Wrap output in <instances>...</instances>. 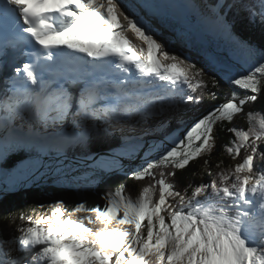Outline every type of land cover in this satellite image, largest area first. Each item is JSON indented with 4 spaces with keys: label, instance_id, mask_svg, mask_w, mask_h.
Returning <instances> with one entry per match:
<instances>
[{
    "label": "snow or ice",
    "instance_id": "1",
    "mask_svg": "<svg viewBox=\"0 0 264 264\" xmlns=\"http://www.w3.org/2000/svg\"><path fill=\"white\" fill-rule=\"evenodd\" d=\"M169 7L158 0H0V70L9 56L25 60L0 91V161L24 156L5 191L40 187L50 175L54 185L71 186L85 161L93 170L128 175L121 158L135 159L141 149L130 178L150 181L135 196L123 184L105 192L103 207L89 209L81 200L69 212L56 199L38 205L47 215L9 213L10 222H21L19 235L0 239V264H264V114L245 111L264 95V46L236 31L241 11L249 24L264 27V0L183 6L181 36L210 35L228 45V56L201 51L232 88L190 125L183 114L206 91L216 99L211 89L221 81L209 82L171 40L156 39L162 33L141 15L163 17ZM241 116L247 128L233 124ZM173 117L178 128L168 132ZM150 120L156 123L136 134ZM226 122L232 139L223 149L238 162L217 164L208 182L177 190L176 170L210 155ZM117 133V147L91 151L94 140ZM76 152L77 166L65 164Z\"/></svg>",
    "mask_w": 264,
    "mask_h": 264
},
{
    "label": "trees",
    "instance_id": "2",
    "mask_svg": "<svg viewBox=\"0 0 264 264\" xmlns=\"http://www.w3.org/2000/svg\"><path fill=\"white\" fill-rule=\"evenodd\" d=\"M232 14H230L231 17ZM248 13L241 11L238 17V23L236 25V31L244 38L247 39V35L251 37L260 38L264 46V27L259 24L252 25L247 21ZM242 24L245 31L242 30ZM199 67V65H197ZM200 68V67H199ZM205 79L211 81L212 77L221 81V87L219 89H211V84L209 83V88L217 93V98L213 99L208 92H205L204 100L199 105L189 106L190 110L187 111L183 117V120L188 124L192 119L197 118V115H192L193 108L200 106L202 104L212 102L211 108L215 105L220 104L228 98V94L232 91V88L228 83L222 79L217 73L210 71L205 73ZM241 92V95H244ZM249 109L255 110L257 113L264 114V95H261L258 100L246 107L245 111ZM233 124L241 126L244 128L248 127L246 119L244 117H237ZM232 124L227 122L217 130V140L216 146L212 150L211 154H205L204 156L196 159L190 163L188 167L184 170H176V175L174 178L177 190L183 191L188 185H197L203 182H207L214 178L219 169L216 167L220 164L221 168H226L228 166H234L231 163V157L224 151L223 146L232 139L231 134L223 129L232 127ZM177 119L171 122V130L177 129ZM160 137V136H159ZM162 138V137H161ZM119 145V135L116 134V138L111 140L96 139L93 141L91 146V151L94 153L105 154L110 148H115ZM140 151H143L141 149ZM71 156H79L81 153L76 152L69 154ZM24 159L23 154H10L5 161L2 162V168L6 172H12L21 161ZM208 160L209 164H205L204 161ZM139 163L131 164L130 166H124V171L129 174L126 175L124 172L113 171L111 173H103L98 170L86 169L83 172L80 181L72 184L71 186H56L53 184V180H47L46 183L41 182V186H33L29 189L16 190L13 192L6 193L0 196V239H6L11 236H18L19 233L16 232L17 226L21 223L19 219L13 222L9 213L18 216L20 212L25 214H35V215H47L48 209L38 207L39 204L47 205L53 200L63 199L65 201V206L67 211L71 212L74 205L81 200L86 202L87 208H94L97 205L103 206L106 201L102 198L103 194L109 190H114L118 185L123 184L126 186L127 191L135 196L142 189L143 186L150 183L149 180H135L130 178L131 170L136 167ZM208 169L209 171H205ZM95 174L85 176V173ZM211 173V175H209ZM191 188H188V191Z\"/></svg>",
    "mask_w": 264,
    "mask_h": 264
},
{
    "label": "rangeland",
    "instance_id": "3",
    "mask_svg": "<svg viewBox=\"0 0 264 264\" xmlns=\"http://www.w3.org/2000/svg\"><path fill=\"white\" fill-rule=\"evenodd\" d=\"M117 2L119 3V1L117 0ZM158 2H161V3H164V4H168V3H171L172 0H158ZM209 2H212V0H209ZM121 7L123 8V4H121ZM180 7H178V5L174 4L173 6V11L175 12L176 16L173 15L174 13H171L169 12V9L167 8L166 11L167 13L165 12L164 10V14L166 16V19L168 20L167 22H169L170 24L174 25V29L168 27L169 25H167L166 23V20H162L160 19L161 17H158L154 20V23H153V27L154 28H157L159 29V31H162V35H159V34H156L154 33V35L156 36V39H158L161 43H164L165 45H167L168 43V40H171L172 41V46L173 48H175L176 50V54L177 55H182V54H185L184 55V58L185 59H189L190 58V62H194L196 63L197 65H199L200 68L204 69V72L205 73H208L209 70L210 71H213V73H216L214 70H212L211 68H209L207 65H206V60H205V56L204 54L202 55L200 52H196V49L192 50V48H190L189 45L187 46H184L180 41H178V38L176 36V33L175 31L178 30L179 28L182 29V20H181V17H182V14L180 13V11L178 10ZM177 11V12H176ZM179 12V13H178ZM186 13H188L186 11ZM178 17V18H177ZM146 18V17H145ZM172 18V19H171ZM147 19V18H146ZM153 20V19H152ZM174 20V21H173ZM176 27H178V29H176ZM242 30L243 32L245 31V28L242 24ZM193 35V33L191 34ZM131 36V34H130ZM247 39L246 40H249L250 42L256 44V45H261L262 41L260 38H256V37H251L249 35L246 36ZM134 39V42L136 44H140L141 42L139 40H136L134 37H132ZM214 41H215V46H214V49L217 53H220L222 56H228L229 55V51H228V45L226 44V42L219 38V37H214L213 38ZM146 48V45H144ZM183 46L186 50H183ZM188 50V52H187ZM145 52H146V49H145ZM220 76V75H219ZM212 102H208V103H205V104H202L200 106H196L193 108V111H192V115H197V118L200 117L201 115L203 114H206V112L211 109V104ZM258 115L262 114V113H257ZM183 117L187 118L186 116H184L183 114ZM182 117V118H183ZM195 118V119H197ZM163 119L167 120L169 119V116L168 115H165L163 117ZM177 118L176 117H173L172 118V121L173 120H176ZM194 119V120H195ZM193 122V121H192ZM191 122V123H192ZM154 123H156L155 121H148L147 124L145 125H138L136 127V134H139L140 132H142L145 128L147 127H151ZM190 123V124H191ZM189 122H188V125H190ZM128 129L125 128V132H127ZM172 131V130H171ZM170 131V132H171ZM169 132V131H168ZM118 134V133H117ZM167 134V133H165ZM180 135H183V132L181 131L180 132ZM156 138L158 139H162L161 137L157 136ZM145 148L146 147V144H145ZM143 151H140V154L139 156H137L135 159H127V161L125 160H122L121 158V164L123 166H130L131 164H126L127 162H132L134 160H136L137 158L139 159V161L137 163H140V156H143ZM81 155L79 156H73V157H69L68 156V159L64 161L65 164H68V163H73L74 166H77L76 162L79 160ZM6 159V158H5ZM232 159V158H231ZM5 161V160H4ZM2 162L3 161H0V196L1 195H4L5 193H8V192H13V191H16V190H19V189H27L29 187H24V186H17L16 188L12 189V190H8V191H5L6 189H9V182L11 180V174L13 173V171L17 168H15L12 172H6L1 166H2ZM238 162V160H234L232 159L231 160V163H234V165ZM92 161H85L84 163L82 164H79L78 165V170L75 171V172H72V175L75 176V177H78V179L75 181L78 182L81 180L82 178V175H83V172L86 170V169H90L88 167L89 164H91ZM136 164V163H134ZM205 171H209L208 169H205ZM54 180L55 177H52L51 175L47 178V180ZM31 187V186H30Z\"/></svg>",
    "mask_w": 264,
    "mask_h": 264
},
{
    "label": "bare ground",
    "instance_id": "4",
    "mask_svg": "<svg viewBox=\"0 0 264 264\" xmlns=\"http://www.w3.org/2000/svg\"><path fill=\"white\" fill-rule=\"evenodd\" d=\"M119 1V3H120V0H118ZM192 2V0H172V2L171 3H168L167 5H170V7L168 8L169 9V12H171V13H174L173 15H175L176 16V14H175V12L173 11V6H174V4H176V5H178V7H180L178 10L180 11V13L182 14V17H181V20H182V22H183V18L186 16V15H188V13H186V11L188 12V10L185 8V7H183L184 5H187V4H189V3H191ZM177 12V11H176ZM179 13V12H178ZM141 15H144L145 16V13L142 11L141 12ZM146 17V16H145ZM154 18L156 19L157 17H153L152 19L154 20ZM178 18V17H177ZM160 19H162V20H166V21H168L167 19H166V16L165 15H163V17H161ZM152 20V21H153ZM151 24H152V26H154L153 25V23L151 22ZM174 27V25H170V28H173ZM176 29H178V27H176ZM182 31H184V29L182 28H179L178 30H176L175 31V33H176V36H177V38H178V41H180L184 46H187V45H189L190 46V48H192V50H194V49H196V52H200L202 55H203V53H202V49H206L208 52H211V53H215V54H217V55H221L220 53H217L216 51H215V49H214V46H215V41H214V37L213 36H210V35H208V37H209V39H210V41H211V43H212V46H211V48L210 49H208V48H205V47H203V45H201L198 41H196V39L193 37V35H191L192 33L191 32H188V33H186V35L185 36H181L180 35V33L182 32ZM160 33H162V31H160ZM216 38V37H215ZM184 46H183V50H186L185 48H184ZM145 47V46H144ZM146 49V48H145ZM147 50V49H146ZM187 52H188V50H187ZM222 56V55H221ZM3 86H4V83H1V85H0V89L1 88H3ZM146 147H147V145H146ZM122 160H125V161H127V159L126 158H123L122 157ZM79 218V216L78 215H73V219H78Z\"/></svg>",
    "mask_w": 264,
    "mask_h": 264
},
{
    "label": "water",
    "instance_id": "5",
    "mask_svg": "<svg viewBox=\"0 0 264 264\" xmlns=\"http://www.w3.org/2000/svg\"><path fill=\"white\" fill-rule=\"evenodd\" d=\"M145 16H146L148 19H150L152 23H154L155 18H154V20L152 21V17H148L146 14H145ZM166 23H167V25H169L168 27H170L171 24H170L169 22H167V21H166ZM172 29H174V28H172ZM193 37L196 39V41H198L201 45H203V47L208 48V49L211 48L212 43H211V41H210L208 35H207V36L200 37V36H196L195 34H193ZM97 158H99V157H97ZM138 161H139V159L137 158L136 160H134V161H132V162H127L126 164H134V163H137ZM0 186H1V184H0ZM31 187H33V186H31ZM31 187H29V188H31ZM29 188H27V189H29ZM24 189H25V188H24ZM19 190H22V189H19ZM8 193H9V192H8ZM5 194H6V193H5Z\"/></svg>",
    "mask_w": 264,
    "mask_h": 264
}]
</instances>
